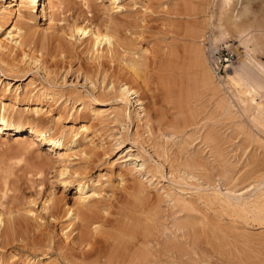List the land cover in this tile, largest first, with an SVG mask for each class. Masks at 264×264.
Masks as SVG:
<instances>
[{"label":"bare ground","instance_id":"1","mask_svg":"<svg viewBox=\"0 0 264 264\" xmlns=\"http://www.w3.org/2000/svg\"><path fill=\"white\" fill-rule=\"evenodd\" d=\"M192 1H190L192 3L191 13L194 14L193 16L200 17V21H203L206 26L203 25L206 31L201 35L202 39L199 40L201 45L204 40H207L211 48H218L225 44L230 37L229 29L245 34L250 26L242 17L248 10L247 3L242 0ZM64 2L68 7L79 5L87 13H90L92 8H90L91 0H9L6 4L0 5V31L5 34L0 38L2 76H10L15 79V75L19 74L20 76L16 79H22L25 71H31L34 68L37 71L42 69L45 71L44 81L35 85V80L30 78L24 89L16 86L10 97L6 95L8 87L0 88V133L12 132L15 135L25 133L26 135L18 141L21 143L23 152L33 159L26 162L22 168L23 171L26 174H32L35 177L34 181L43 182L44 168L51 165L52 168H55L52 182L62 188L60 195L48 192L39 202L36 197L32 196L24 199L23 208L22 206L17 210L6 208L5 200L9 197L7 195L11 192V186L8 176L5 174L7 171L2 169L5 171L2 173L3 171L0 170V246H8V248L18 250V253L20 250L29 251L32 249L34 251L29 252L32 256H42L33 259L32 256L28 257L27 255L26 260L19 263L1 254L0 264H208L206 253L204 251V254L199 253L194 246L192 238L196 236L197 226H202V228L207 226L209 227H206L207 230L211 229V233L215 234L217 230L218 234L224 233L225 236L229 227L230 229L240 228L239 226L250 224L264 227V176H258L255 183H250L252 186L248 184V187L243 188L244 190L242 188H240L241 190L234 189L233 185L229 187L228 184L234 181L236 175L231 173L233 166L230 163L227 164V159H224L220 149L218 153L215 151L220 157V161L218 157L214 156L219 161V164H216L219 167H217L218 172L215 170L216 168L213 169L217 173L211 169L212 165L209 164L211 168L208 167L207 160L201 158L202 152H198V154L196 151V155L191 154L194 156L183 158L184 160L181 159L180 162H178L180 160L178 157V163L175 162L177 163L176 167L173 166L174 164L169 165V170L164 175L162 163L151 162L146 156L147 152L138 145L136 139L132 140L133 144L128 146L126 154L120 156L116 161V163H121L116 177L123 182L128 180L126 179L128 175L133 176L132 180L134 181L128 187L136 189L142 196L143 187H145L143 181L150 176L146 180L148 185H153L152 188L157 191L158 196L163 197V200L166 199L171 205H169L170 208L175 209L177 213H183L181 217L185 218L181 220L179 217L176 219L177 221L175 219L172 221L174 222L171 223L174 228L171 232L173 237H178L177 232H181V236L191 235L193 237L191 240H186L184 247L177 244L178 239L174 241L172 238L170 241L167 239L166 244L161 243L162 245H160L158 242L157 246L151 247L147 237L152 234L151 229L158 205L155 204L152 207L142 205L137 209L130 208L129 211L128 208L127 211L124 208L122 210L125 211H111L110 204L107 205L108 203L103 200L102 191L104 187H107L105 182L109 185L112 181L114 163H111L105 172L98 175L97 178H92L86 170V166L74 163V157L77 155L86 156L90 160L94 158L96 162L100 159V153L93 150L96 138L93 139L92 136L88 138L92 133V125L86 123L89 116H92L93 120H101L103 117L111 115L112 121L118 123L122 129H125V126L133 119L136 120V128L148 126L149 119L146 121L147 119L144 118L143 99L138 95V90L130 85L129 80L130 76L143 75L141 73L144 72L142 71L144 67L142 69L141 67L143 64L146 66V62L142 60L144 58L140 60L133 56L135 53L132 52L131 45L135 41L130 36L132 35L130 32L132 26L127 21L128 18L122 21L116 16H112L113 14H109L111 17H107L108 20H102L101 24H97L85 16L81 19L75 18L57 28L52 26L49 22L58 19L56 15L60 14ZM104 2H107V5L103 3L105 8L114 12L121 13L123 8L129 9L130 7L128 3H124L125 0H104ZM13 6L16 8L13 9ZM127 6L128 8H126ZM260 10L264 12V0H260ZM126 16L129 15L126 14ZM200 21L195 20L194 28H191V32L189 31L192 36L198 34L201 27ZM7 23H10L8 30L4 28ZM259 26L264 29V22L260 21ZM247 34H245L244 42L247 44L252 41L251 45L253 46L251 47L254 50L264 51V33L248 36ZM203 51L200 45L194 48V53L196 52L195 54L198 56L196 60L201 67V83L213 95L218 96L215 108L219 110V116L232 118L233 121L243 118L250 127L247 138H252L255 144L259 141L262 142L252 128L264 134V63L246 53L236 65L231 66L232 68L226 72L222 80L220 79L222 81L220 83L219 77L217 78L213 72L209 59L212 50L207 52L209 54L207 56ZM77 52L87 58L88 64L84 66L83 73L91 91L84 88V92L75 86L65 89L63 88L66 84L65 76L60 77L61 81L59 80V82L55 78L57 76L55 67L59 64L58 61L63 62L68 56H73ZM128 53L132 56H126ZM16 61L22 62V66ZM115 62L122 63L124 66L122 70L125 71H115L118 69L112 67ZM115 74L116 76H114ZM98 77H101V80ZM2 81L3 79L0 84ZM28 86L31 87L28 88ZM222 86L227 87L229 95L221 94ZM96 92H98L97 95ZM99 97L102 98L97 100ZM43 99H48V101L44 102ZM95 101L98 104H94ZM114 101L119 102V107L112 108L109 112L108 109H103ZM134 102L138 107H134ZM21 103L25 106L24 108L18 107ZM130 105L134 107L132 111L128 109ZM74 107L78 108L75 110L77 111L74 114L75 117L73 115L69 118L72 125L61 128L60 121L65 119L64 114ZM53 108L57 110L55 115L51 113ZM77 120L80 125L75 127L74 124ZM236 127L244 129L243 131L246 128L242 121ZM240 131L242 132V130ZM133 135L137 136V134ZM213 136L208 132L203 136V142L205 141L208 145L209 143L215 144H212L211 148L220 144L217 137ZM120 139L117 143L118 147H121L124 142V137ZM185 139L182 137L181 142ZM42 147H46V153L43 155ZM181 149L184 150V147ZM133 151H136V154H132ZM215 152L214 154L217 155ZM89 159L88 161H90ZM248 162L250 163L249 159ZM250 172L252 173V170ZM104 175L106 177L102 181ZM212 175L213 177L218 175L219 179L225 178V182L229 183L225 184L223 188L217 186L218 183L212 184L210 182ZM67 189L74 191L71 201H68L64 195ZM187 193H189L188 197ZM200 204H203L202 207L205 208H218L220 213L218 216L223 218L226 215L230 226L224 227L213 218L206 219V215L204 218L197 216L198 214L195 213L200 209ZM51 220L60 224V230L65 239L63 244L61 242H57V245L54 244L53 237L47 229ZM222 227L224 228L222 229ZM226 228L227 230H224ZM218 229L223 231L219 232ZM225 236L220 237L224 239ZM216 247L219 251L221 249L228 250L226 247V249L222 248V244H216ZM52 249L59 251L55 259H49L50 257L47 256L48 250ZM36 251L40 253L38 254ZM18 253H14L13 256ZM227 253L230 252L227 251ZM243 254L248 255L246 252ZM222 255H225V258L228 256L226 252ZM244 255L241 256L246 260L247 257ZM234 256L233 259L237 257ZM237 258L233 264H248L250 261L247 259V263H243L244 261H238L240 257ZM225 260L223 264L232 263V260L230 263ZM256 261L252 260L254 263Z\"/></svg>","mask_w":264,"mask_h":264},{"label":"rangeland","instance_id":"2","mask_svg":"<svg viewBox=\"0 0 264 264\" xmlns=\"http://www.w3.org/2000/svg\"><path fill=\"white\" fill-rule=\"evenodd\" d=\"M8 1L9 0H0V5L6 4ZM132 1L133 0H125L124 3H128V6L130 5V7L129 9L123 8L121 10V13L106 9V6H104L103 3L107 5V2H104V0H91L90 8H92L90 9V13L85 12V10L81 9L79 5L68 7L67 3L64 2L60 14L58 16L56 15V17L60 19L51 20L49 22L52 26L57 28L65 25L66 22H71L75 18L81 19L85 16H87V18L89 19H92V21L97 24H101L100 21L103 22L102 20H108L109 18L107 19V17H111L110 15L112 14V16H116L119 20L122 21L124 19L127 20L128 18L127 21H129L132 26L130 30L132 35L130 36H132L131 38H134L133 40L135 41H133L134 43H132L131 45L132 52L135 53V55L133 56L140 60L144 58L142 60L146 62V66H144L143 64L141 67V69L144 67L142 69V71L144 72L141 73L143 75H139L140 78L138 75H135L133 77L130 76L131 78H129V80L131 82L130 85L138 90V95H140L141 99H143V102L145 104L144 118L147 119L146 121H148L149 119L147 124L148 126L136 128V120L133 119L129 121V123L125 126V129H122V127L119 126L118 123L112 121L111 115L108 117H103L101 120H93L91 118L92 116H89V118L86 120V123L92 125V133L89 134L88 138L92 136L93 139H96L94 141V147L90 143L87 144H89V146H92L94 148L93 150L100 153V159L96 162V160L93 158V162L92 158L90 160L86 156L84 157L81 155H77L74 157V163L86 166V170L89 172L92 178H97L98 175L105 172L106 168L111 163H114L112 169V184L110 183L111 185L109 184V186L107 182H105V186L107 187H104L102 191L103 200L104 202L108 203L107 205L110 204L109 207L111 208V211H125L127 208V210L129 211L130 208L137 209L142 205H148L152 207L156 204L158 205L159 210L156 207L157 214L153 223V227L151 229L152 234L151 236L149 235L147 237L149 239H147L149 246H157L156 244L158 242L160 245L166 244L168 240L170 241V239L172 238V240L174 239V241L178 239L176 241L177 244L184 247V243L189 239L191 240L193 236H181V232H177L178 237H173V234L171 233L174 230V228L172 227L173 225H171V223H174L172 221H174V219L175 221H177L176 219H178L179 217L182 220L183 217L181 216L183 215V213L175 212V209L170 208L171 205L168 201H166V199L163 200V197L161 198V196H158L157 191L152 188L153 185H148V182H146V180L149 179L150 176H148L147 179L143 181V186H145L143 187V197L139 195L136 189L128 187V185L131 186L134 181L132 180L133 176L128 175V178H126L128 180H124L123 182H121L119 178L116 177V174L120 170L121 163H116V161L120 156L126 154L128 146L133 144V139H136L139 143L138 145L147 152L146 156L150 159L151 162L158 161L162 163L164 175L169 170V165L174 164L173 166L176 167L177 163L182 161L181 159L196 155V151V153L202 152L200 154L202 155L201 158L207 160L208 165H212L211 167L213 168H211L210 165L208 167H210L212 170L216 168L215 170L217 171L218 165L216 164H219L220 161V157L217 153L220 149L219 151H221L224 159H227V164L230 163L233 166V168L231 167L232 169L230 168L232 170L231 173L234 176L236 175L238 178L235 176L234 178L237 179H234V181H231L229 183L225 182V178L219 179L220 177L218 175H215L216 178L212 175L210 178L212 180H210L212 184L218 183L219 185L217 184V186L223 188L225 184L229 183V187L233 185L232 187L238 190V188L243 189L244 187L246 188V186L248 187V184L250 183L254 184V181L258 178V176H264V150H262V148H264V140H262V138H264V134L258 132L255 128H252L254 133H256L262 141H259L255 144V141L252 138V141H250V137L247 138V133L250 130V127L249 124L246 123V120H244L243 118H238L237 120L233 121L234 119L232 118L219 116V110L215 108V102L218 96L213 95L202 85L201 67L200 64H198V60H196L198 59V56L195 54L196 52L194 53L195 46L200 45L204 50L203 53L206 56L209 55L207 52L209 50H212V53L209 56L210 61L212 55L218 51L232 52L235 55V61L230 65V67L232 65H236V63H238V61L243 58L246 53L257 61L264 63V51L261 52V50L259 51L258 49L254 50V48L251 47L253 46L251 45L252 41H250V43L248 42L247 44L244 42L246 33H248L247 36L264 33V29L259 26L260 21L264 22V17H262L264 16V12L260 10V0H242V2L247 3L248 6L246 15L242 16L246 21V24H250L248 30L245 32V34H240L235 30L229 29L230 37H228L226 43L218 48H211L210 43L207 40H204L203 45L200 44L199 40L202 39L201 35L206 31V29L203 28L204 22L200 21V17H197L196 15L193 16L194 14L191 13L192 11L190 8L192 6V3L190 1L192 0ZM192 2H195V0ZM128 6L126 8H128ZM15 8L16 6H13V9ZM126 14L130 17L126 16ZM195 20L200 21L201 27L198 34L192 36L189 31L194 28ZM9 27L10 23L5 24L4 26V28H7L6 30H8ZM204 27L206 26L204 25ZM132 31H134L133 33L135 34H133ZM4 36L5 34L3 33V31H0V38ZM193 37L196 39H194ZM78 55L79 54L77 52V54L73 56H68L67 59H64L63 62L58 61L59 64L57 65V67H55V69L57 70V76H55V78L59 82V80L61 81L60 77L65 76L66 84L63 86V88L65 89L75 86V88L81 89L84 92V88L91 91L90 86L87 83L88 81L84 79L83 73L84 66L88 64L87 58L84 55ZM130 55L131 54L129 53L126 54V56ZM17 63L21 66L23 64L22 62ZM122 65L123 64L120 62H115L112 64V67L116 69L118 68L115 71H121L124 67ZM2 74L3 73L0 71V82L3 79L2 83L0 84V88H2L3 86L5 88L8 87L6 95L9 97L11 96V93L16 86H19L20 89H24L28 84L30 78H33L35 80L36 85L44 81L45 77L44 69L37 71L35 68L31 71H25L24 75H22V79H16L18 78V76H20L19 74L15 75V79H12V77L10 76H2ZM114 76H116V74ZM222 78L223 76L221 78H218L220 83L222 82L220 81V79L222 80ZM98 79L101 80V77H98ZM29 87L31 86H28V88ZM95 90L97 91V88ZM227 90L228 89L226 86H222L221 94L229 95V90ZM97 94L98 92H96V95ZM101 98L102 97H99V99L97 100H100ZM43 101H48V99H43ZM117 102L114 101L111 104L103 107V109H108L109 112L112 108L119 107V102ZM94 104L98 103L95 101ZM134 105L135 108L138 107L135 102ZM18 107L24 108L25 106L21 103ZM134 107L133 105H130L128 106V109L132 111ZM76 108H70L67 113L64 114L65 119L60 121L61 128H67L68 126L72 125L71 122H69V118L76 114ZM51 113L55 115L57 113V110L53 108L51 110ZM73 117H75V115ZM240 121L245 124V131H243L244 129L236 127ZM79 125L80 123L77 120L74 126L78 127ZM240 130H242V132ZM206 132L212 134V136L214 135L213 137H217V141L220 144H216L217 146H215V148H211V145L214 143H209L208 145L207 143H205V141L203 142V136ZM133 134H137V136ZM215 134L217 135L215 136ZM24 135L26 134L22 133L15 135L12 134V132L0 133V170L7 171L6 173L5 171H3L2 173H5L8 176V180L10 181L11 186V192H9V194L7 195V197H9L5 200L7 202L6 208H11L13 210H17V208H21V206L23 208L24 201L28 197H36L37 201L39 202V200L48 192H55L57 195H60L62 190V188L52 182V175L55 171V168H52L51 165H47L44 168L43 182L34 181L35 177L32 174H26V172L23 171L24 169L22 168H24L26 162L33 159V157H29L23 152L21 143L20 141H18L23 138ZM120 136L124 137V142L121 144V147H118L117 143L121 140ZM182 137L186 138L183 142H181ZM85 142L87 141L85 140ZM183 147L184 150L181 149ZM212 151H217V153L215 152L217 155H215ZM41 152L42 155L45 154L46 147H42ZM131 153L136 154V151H133ZM158 153L160 154L159 156ZM214 156L218 157L219 161L217 160V158H214ZM253 156H255L254 159ZM178 157H180V160ZM88 159L90 161H88ZM248 159L250 160V163L248 162ZM177 160L179 161L177 162ZM255 166L258 167V172H256L257 169ZM254 169L255 172H253ZM248 170H252V173ZM259 170L261 173L259 172ZM8 171H10V175ZM216 171H214V173ZM252 176H254L255 178ZM105 177L106 176L104 175L101 180L104 181ZM213 181L215 182L213 183ZM164 183H167L166 180ZM251 184L250 186H252ZM64 195L66 196V198H68V201H71L74 197V191L72 189H67ZM187 195H189V193H187L186 196ZM202 205L203 204H200L199 206V212L197 211L195 213L198 214L197 216H203L204 218V215H206V219L210 218L211 220L213 218L215 219V221H219V224H222L224 227L230 226V221L228 220V218H226V215H224L223 218L218 216V214H220L218 212V208H205L202 207ZM123 208L125 210H122ZM42 221L41 223H43ZM207 221L209 222V219ZM224 227H222V229ZM239 227L240 228L232 229H230L229 227V230H227V228L224 229L227 230V232H225L226 236L224 235V233L222 235L218 234L216 230V236L215 234H213V232H210L211 229L207 230V228L209 227L205 229L202 228V226H197L196 236L192 238L194 239V246L199 253H203V251L204 253H206L205 256L207 258L208 264H223L225 259L229 261V263L230 260H232V263L230 264H233L234 260L237 257H240V259H237L238 261L241 260V262L244 261L243 263H247L246 260L250 259V261H248L249 263L251 262V264L256 260L257 261L254 264H257V262L259 264V261L260 264H264V261H262L264 260V252H262L264 251V249H261L264 248V244H262L264 243V227L256 224L242 225V227ZM47 229L53 237L54 244L57 245V242H61V244H63L65 239L60 230V224H58V222L51 220V223L47 225ZM222 229H218V231L222 232ZM220 236L225 237H223L224 239H222V237ZM223 241L224 243L226 241L227 244H224ZM216 244H222V248L226 247L228 250L221 249L219 251L216 247ZM10 251L12 253H9ZM30 251L33 252L34 250H20L18 253V250H13L11 248H8V246H0V255L2 254L4 257H8L10 260H14L19 263H21L22 260H26L27 255L28 257L32 256V254L29 253ZM48 251L49 253L47 256L50 257L49 259L57 258V254L59 253V251H55V249ZM227 251L230 253H227ZM36 252H38V254L40 253L39 251ZM225 252L228 255L226 256V258L225 255H222ZM244 252L248 253V255L245 254V256L243 254ZM14 253L18 254L16 256H13ZM249 253L251 257L252 255L254 256L251 258L249 256ZM259 253H262V255H260ZM234 255L237 256L235 259H233ZM241 255H244L245 257H247V259L245 260ZM255 255H257V257H255ZM36 256L33 255L32 258L37 259L38 257H42L41 255ZM227 257L230 258L227 259ZM251 259L254 260V262H252Z\"/></svg>","mask_w":264,"mask_h":264},{"label":"built area","instance_id":"3","mask_svg":"<svg viewBox=\"0 0 264 264\" xmlns=\"http://www.w3.org/2000/svg\"><path fill=\"white\" fill-rule=\"evenodd\" d=\"M235 55L229 51H218L211 58V66L216 76L222 77L230 70V65L234 63Z\"/></svg>","mask_w":264,"mask_h":264}]
</instances>
